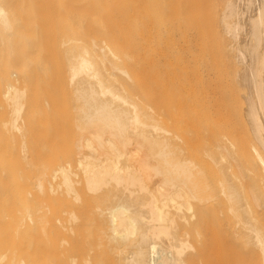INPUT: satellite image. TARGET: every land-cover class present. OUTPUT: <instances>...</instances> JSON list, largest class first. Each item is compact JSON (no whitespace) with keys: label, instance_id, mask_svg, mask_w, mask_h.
Here are the masks:
<instances>
[{"label":"bare ground","instance_id":"6f19581e","mask_svg":"<svg viewBox=\"0 0 264 264\" xmlns=\"http://www.w3.org/2000/svg\"><path fill=\"white\" fill-rule=\"evenodd\" d=\"M10 1L0 0V70L5 79L2 80L6 83L3 98L8 108L7 118L2 125L8 133L19 135L20 151L25 158L23 159L27 160L29 155L24 141L25 122L22 123L27 89L16 81L18 73L25 71L26 65L31 66L35 61L33 59L29 63L26 52L21 57V51V55L14 57L15 51L20 50L18 46L21 48L24 41L22 38L19 40L23 28H20L19 21L16 20L13 6L9 7ZM52 1L53 5L57 4L56 0ZM150 2L152 16L159 17L162 21L163 31L169 42L168 47L171 43L172 48H176L183 55L179 82V144L177 147L173 146L165 135V129L152 119L153 117L144 113L145 118L141 112L143 108L126 95V88L116 84V73L124 75L127 79L130 77L127 69L120 67L125 58H121L123 61L119 66L110 61L106 51L114 57L117 53L114 51V54L109 49L111 44L108 47H99L100 55L97 54L98 46L94 42L91 47L86 44L72 46L70 43L73 39H63L61 43L67 63V81L72 88L75 103L73 114L76 115L74 125L77 133L76 154L79 158L77 164L85 175V189L93 195L102 193V196L99 195L102 199L100 201V197H96L100 202L96 203V206L93 203L95 208L92 211L79 212L75 203L80 202L81 195L75 187L78 183L72 179L73 176H78L73 174L71 177L73 172L70 175V167L57 168L52 175L53 179L59 178V182L57 189H54L56 186L50 185L52 194L55 190H63L67 194L66 200L74 206L71 207V204L67 203L71 208L56 212L59 208L54 207L55 212L52 211L49 257L43 258V254L40 258L26 257L20 249L36 248L35 244L39 239L34 237L33 240L30 237L28 227L25 226L26 231L16 227L10 231L11 237L6 240V245L3 243L6 247L3 246L5 251L0 252V264H194L193 257L196 259L195 264H264V0L256 1L258 6L254 5L257 7L255 17L250 18L252 24L249 26L253 27L255 39L252 40L253 47L250 49L254 63L250 68V75L247 74L252 86V93L248 95L247 100L248 118L257 142L251 144L250 150L259 170L261 188L247 183L245 169L237 162L225 140L216 144L214 149L213 145L206 143V134L202 131L208 93L199 82L200 64L203 62L200 52L207 48L218 51L224 49L226 41L222 35L232 41L239 38L240 25L238 18L235 20L234 8L237 1H233L235 4L232 0L224 1L222 8L217 7L221 12L217 10L216 14H219L216 19V16L214 19L212 16V10L217 9L214 8L212 0V4L209 0ZM62 3L64 4V1ZM21 5H24V2ZM32 11L34 12L33 9ZM105 11L108 9L104 10V13ZM25 12L23 10L24 14ZM108 12L110 13V10ZM108 12L106 13L109 15ZM67 13L69 15V12ZM237 13L239 15L238 11ZM105 16L103 14L102 17ZM215 26L221 28V31ZM105 43L107 44V41ZM69 44L72 47H69ZM118 44L116 43V46H119ZM234 50H237L234 60L246 63L242 50ZM31 57L29 54V58ZM107 64L110 69L106 68ZM189 65L191 72L188 71ZM147 116L152 120L151 123L146 122ZM42 178L38 177L35 182V188L40 193L46 187ZM25 214L31 221L32 214ZM177 224L182 227L181 230L177 229ZM46 228L41 227V232ZM187 228L194 231V245L191 243L193 240L189 241L188 237L192 234L190 235L191 231H186ZM1 233L3 235L2 231ZM24 233H28L30 238L28 235L29 239L21 238ZM7 236L6 229L5 238ZM41 243L44 244L40 242L39 246L36 245L40 247ZM192 253L193 261L187 259H190Z\"/></svg>","mask_w":264,"mask_h":264},{"label":"rangeland","instance_id":"374dc122","mask_svg":"<svg viewBox=\"0 0 264 264\" xmlns=\"http://www.w3.org/2000/svg\"><path fill=\"white\" fill-rule=\"evenodd\" d=\"M11 1L9 2V7L13 6L14 11H16L15 15H17L16 20L19 21L18 24L20 28H23L21 30L22 33L20 32L22 35L20 34L21 37L19 40H21L22 38V40L24 41L21 44L23 48H20L19 45L18 47L20 50H18V52L17 50L15 51L16 53L14 57H16V55L20 53H23L22 55L20 54L22 57L24 55V52H26L28 54L27 56V54L25 53L26 58L28 57V61L30 59L29 63L33 59V61H35L32 62L31 65L37 64L36 61L39 62V60L41 59H45L48 62L49 66L47 71L49 78L45 80L44 85H62L65 88V92L63 94V118L60 120L64 127V133L62 136H60V138H62L60 143L56 142L53 146L47 145L45 142H50V137L46 133L47 128L44 127V132L42 133L39 127V122L40 119H43L44 122H50L52 119H54L56 112H54V114L41 115L39 111L36 112L29 109L30 111L28 112V115L26 117L27 126L31 130L28 143L29 157L27 160H24L25 158L22 156V153L20 151L21 144L19 142V136L17 134L12 135L6 132L1 126L3 119L7 117L8 108L6 107L3 98V94L6 89V83L2 80L3 74L0 70V241L5 240L2 241V243L0 242V246L4 242L6 245V240H10V231H12L14 228H21V230L23 231L24 229H26V227H28L30 232H27L30 233V237L32 239L35 237L34 239H39L37 240V242L39 241L38 243L43 242L44 244H40V247L42 248L38 247V243H36L38 246L35 244L36 248H26L24 247V245L23 247H21L26 249H20V251L24 252V255H26V257L37 256V258H40L43 256V258H48L51 252L49 242L51 241L50 226H52L51 220L53 212H55L56 207L59 208V210H56V212H62V210H67L69 209L68 207L74 206L73 203L66 200L67 194L63 190H55L56 192L54 191V194H52L53 191L51 190L50 185H52L53 187L56 186V188L54 187V189H57V183L59 182V178L53 179V171L62 166L68 168L70 167V175L73 172L71 177L73 176V174H75V176H78H73L72 179H75V183H78L75 184V187L78 188L77 191L79 192V195H81L80 202L78 203L81 205L75 203V207L79 212H81V210L82 212L85 211L86 213L90 212V210L92 211V209L95 208L93 205L95 204L96 206L102 199V197H100L102 196V193L93 195L91 193L89 194V191H87L88 189H85L86 186L85 184H83L85 183V175L82 169L77 164L79 159L76 154L75 146L77 133H75L76 130L74 131L72 129L73 124H75L74 122L76 116L75 114H73L75 113V111L73 110L75 103L72 97L73 93H71L72 88L69 84V81H67L69 80L67 77V67H65L67 63L65 60V51H63L64 47L61 42L63 41V39L71 38L76 41L70 43L72 46L76 44H86L87 47H91L92 42H94L98 46V50H96L98 51L97 54L99 53L100 55L101 51H99V47H108L112 45L111 47H109V49L113 51V53L114 51L115 53L117 52V57L116 55L115 57L113 55L111 56V54L107 50L106 52H108L110 61L119 66L123 61H121V58H125L126 61L124 59V62L121 63L120 67L125 68V70L127 69V72L129 73L128 77H130L127 79V77H125L124 75L116 73L115 79H118V82L116 81V84L122 85L124 89L126 88L125 91L121 87L126 92V95L128 94L127 96H130V98H132L131 101L134 100L133 102H136L140 107L143 108L142 109L139 107L140 110L142 109L141 112L143 113L144 117L145 114L150 116L151 118L153 117L152 119H155V121H157L160 126L165 129V135L169 138V140L175 147H177V145L179 144L181 125V116L179 112V82L182 68L181 66L183 65V55L180 51L176 50V48H172L171 43L168 47L169 42L167 40V36L165 37L166 34L163 31L164 29L162 28V21H160L159 17L155 18L152 16V6L150 2L151 0H113V2H110V0H106L107 2H104L103 0H63L64 4L62 3V0H56L57 4L54 3V5L52 0H26V3L25 0H18L21 3L24 2V5H21V3L19 2L16 3L15 0V2H13V0ZM71 1L73 4L71 3ZM224 1L226 0H221L220 2H218L217 0H212L214 8H222ZM233 1L234 0H232V2ZM252 1L253 0L248 1L250 2L249 6L247 0H235L237 6L235 5L236 7L234 6V8H236V15L239 16L237 17L235 15V20L237 21L238 18V24L240 25L238 29V31L240 32H238L239 38L237 37L236 41H232V39L230 40L229 37L225 38L223 37L225 35H222V38H224V41H226L224 49L218 51L216 49L210 50V48H207L204 51H201L203 53L200 52V54H202L203 56L200 54L199 56H202L201 61L203 62L202 64H200L201 76H199V82L208 93L207 98L205 99L207 101L206 109L204 110L205 115L202 120V131L206 134V143H210V145H213V148L215 149L216 144L225 140L228 147L235 155L237 162L241 165L242 168L245 169L248 176L247 183H252L253 185L261 188L262 184L259 181V170L257 168L256 162L252 158L250 150L251 144H257V142L253 136L247 110V100L252 93L249 72L251 66L254 63V60L251 59L253 58V56L251 55V50L253 47L252 40L254 39V31H252L253 27L249 25L252 24L250 23L252 22L250 18L252 19V17H255V10H257L256 6H258V2H256L258 0H255L254 4H252ZM209 2L211 3V0H209ZM11 3H13L14 5ZM84 5L86 8L84 7ZM21 6H24L25 8ZM105 7H108V11L110 10V13L108 11H105V13L108 12L109 15L107 13H104V10H107ZM220 8L212 10L213 19L215 16V19L218 17V14L221 12L220 10H218ZM32 9L34 10V12L32 11ZM58 9L60 10L61 14ZM240 9L242 13H240ZM23 10L24 12L26 11L25 14L27 15L23 13ZM217 10L218 12H220L216 14ZM237 11L239 12V15ZM27 12H29L30 14ZM67 12H69V15ZM21 14L24 17L20 16ZM103 14L104 16L106 15L105 18L102 17ZM65 15L67 18L65 17ZM61 17L63 18V20H60L62 19ZM24 18L27 19L25 20ZM105 25L108 27H106ZM215 28L217 30L219 29L216 26ZM219 34L222 33L219 32ZM112 38L116 40L114 41ZM110 39L113 41H111ZM78 40L81 44L79 42V44L77 43ZM105 41H107V44L105 43ZM115 42L117 44L119 43L118 45L121 47L116 46ZM70 44L68 46L72 47ZM229 45H231L232 47H230ZM111 48H114L118 51ZM121 48H123L122 51ZM21 49L24 51L22 52ZM234 49L242 50L245 55L246 63H242L241 61L237 62L236 60H234V56L237 53V50ZM28 51L31 52L28 53ZM119 51L122 52L123 55H120L121 53ZM123 51L127 52L125 53ZM124 53L126 55L128 53V58H126V55ZM29 54L30 57L32 56V59L29 58ZM246 54L248 56H246ZM37 55L39 57H37ZM18 57L21 58L20 56H17V58ZM246 57L247 59L249 57V59L247 60ZM188 61H190V58H188ZM26 66L27 67H25V71H23L22 73L19 72L20 74L18 73V80L16 82L28 89V103L32 106V104H36L42 99L47 100L50 103L55 102L57 98H46L39 96L38 90L36 88L35 90L34 88L31 89L30 86H32V80L30 76L33 74L34 65L30 66L29 64ZM108 67H110L109 64L106 65V68ZM246 67L249 69V71ZM188 71L191 72L190 65L188 66ZM248 73L249 75H247ZM121 76L125 79H122ZM247 78L249 80H246ZM66 90L69 91V94H66ZM148 116V120L145 119L146 117H143V119L146 120V122L149 121V123H151L152 120L150 121ZM77 166L80 169H78ZM38 177H43L42 180H44V186L46 185L44 190L45 192L43 191L42 193H40L35 188V182ZM51 179L52 181H50ZM51 195H54V197ZM98 196L100 197V199L98 198ZM81 200H83V203H81ZM85 201H87V203ZM67 203L71 205L68 206ZM26 210H28L27 212H30L32 214L31 221H29V219L25 217V213H27ZM41 217L42 219H45H43L44 222H41ZM22 219L23 221H21ZM40 222L41 225L39 224ZM44 223L46 224V226H44ZM177 226V229H182V227L178 224ZM41 227L47 228L45 229V231L41 232ZM6 229L8 238H5ZM1 231L3 232V235H1ZM186 231L189 233L191 231L190 235L192 234V236L188 238L190 242L193 240V242L191 243L194 245V231L191 228L190 230L189 228H187ZM28 233H24L25 236L23 234L20 237H26V239H29L30 237ZM27 235L29 238L27 237ZM5 245L3 244L0 248L1 253L5 251ZM3 246L5 247L3 248ZM38 251H42L43 253H38ZM190 251L193 252L192 250ZM189 255L190 254H188V256ZM193 256L194 255L192 253L190 255V259H187L191 260ZM193 259L195 261V264V257H193ZM193 259L191 261H193Z\"/></svg>","mask_w":264,"mask_h":264},{"label":"crops","instance_id":"0c3cea01","mask_svg":"<svg viewBox=\"0 0 264 264\" xmlns=\"http://www.w3.org/2000/svg\"><path fill=\"white\" fill-rule=\"evenodd\" d=\"M32 65H34V68H33V74L30 76V78L32 80V82H31L32 86H30L31 89L34 88V90H35V88H36L38 90L39 96L46 97V98L53 97V98H57V100H55V102L50 103L47 100L42 99V100L38 101L36 104H32V106H31L29 103H27L28 101H26V100H28L29 93H28V89L25 87V89H27L26 90V100H25V108H24V112H23V116H22V117H24L22 123L25 122V123H23V126L25 127L24 128V131H25L24 132V137H25L24 141H25V144H27L26 146L28 148L29 136L31 134V130L27 126L26 117L28 115V112L30 111L29 109H31L32 111H36V112L39 111V113L41 115L54 114V112H56L54 119H52L50 122H44L43 119H40V122H39V127H40L41 132L43 133L44 127H46L47 128L46 133L50 137V139H49L50 142L46 141L45 143L47 145L53 146L54 143H56V142L60 143L61 142L62 138H60V136H62L64 133V127H63V124L60 122V120L63 118V109H64L63 94L65 92V88L62 85H50V86H48L47 84L44 85L45 80H47L49 78L48 71H47L49 64L45 59H41V60H39V62H37V64H32ZM17 84H19V83L17 82ZM71 93H72V91H71ZM66 94H69L68 90H66ZM7 115H8V113H7ZM6 118L7 117H5V119ZM5 119H3V121ZM1 126L3 127V125H1ZM72 129L75 131L74 124H73ZM4 130H6V129L4 128ZM26 132H27V135L25 136ZM20 142H21V140H20ZM27 154H28V151H27Z\"/></svg>","mask_w":264,"mask_h":264}]
</instances>
